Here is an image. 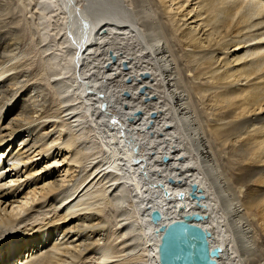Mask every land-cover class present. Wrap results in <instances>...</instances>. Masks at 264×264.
<instances>
[{"label": "bare ground", "instance_id": "6f19581e", "mask_svg": "<svg viewBox=\"0 0 264 264\" xmlns=\"http://www.w3.org/2000/svg\"><path fill=\"white\" fill-rule=\"evenodd\" d=\"M88 1L86 5L82 0L36 3L41 5V22H51L54 16L58 22L63 20L57 34L66 28L67 38L62 36V44H72L70 53L65 49L69 55L64 51L67 56L64 54L61 61L55 56L51 65L55 82L62 84L66 95L76 85V94L73 91L70 100L64 99L73 105L64 110L62 117L70 119V129L65 128L66 122L59 125L56 120L45 118L50 116L38 108L39 99L34 100L31 89H26L5 112L26 79L11 84V77L0 79V164L17 161L9 166L12 170L0 168V234L3 228L14 229L38 219L37 213L48 198L60 190H69L68 198L55 206L65 208V214L47 224H32L18 237L9 235L0 241V264H20L42 252L56 237L60 241L52 245L54 250L45 251V261L27 264H77L88 254H93L94 264H160V226L194 212L205 216L197 224L212 232L211 248H222L217 264H264V0H149L156 7L159 21L152 13L146 19L148 10L144 9L141 17L146 40L137 36L135 28L116 20L120 12L114 10L115 0ZM197 3L201 9L193 13ZM50 6L54 7L51 11ZM164 14L176 20L178 30L182 25L198 22H189L192 18L205 20L198 32L197 26L181 30L185 45L193 47L186 54H181L179 38H172ZM66 17L69 23L65 22ZM108 30L116 36L131 35L141 51L124 50L122 42L106 40ZM222 32L225 38L242 35L220 43L216 34ZM15 38L0 27V77L11 69L3 70L4 65L17 57L13 53ZM102 43L105 47L99 63L101 71L97 66L99 72L91 76V70H83L84 61L100 53L92 48ZM214 45L218 47L211 49ZM146 53L151 58L147 63L151 64L150 70L143 66L146 60L139 59L142 55L145 58ZM151 74L162 81L165 99L154 101L158 90L144 84ZM70 76L74 83L68 85L66 78ZM141 77L144 81L140 82ZM145 88L150 91L144 92ZM76 101L86 104L90 119L83 115L81 106H74ZM83 119L89 125L84 126ZM42 124H47L45 133L37 131ZM86 127L90 133L96 128L105 134L108 129L113 137L104 135L109 141L104 142L107 148L102 153L103 162L83 181L74 183L68 177L74 178L85 151L97 145H88L90 142L82 139ZM79 139L84 142L85 151L72 148ZM17 147L21 158L12 156ZM164 155L169 156L168 161L163 160ZM136 158L140 160L135 161ZM61 166H66L62 170L65 174H57ZM101 175L111 179L102 188H95L94 180ZM3 176L10 180L2 182ZM193 184L197 185L195 195ZM110 191L123 210L119 225L125 248L116 251L114 244L105 242L92 249L87 239L91 235L105 236L106 221L99 212ZM155 209L163 216L157 223L151 220ZM245 209L255 211L256 218L246 215ZM117 252L129 256L115 259L121 256Z\"/></svg>", "mask_w": 264, "mask_h": 264}, {"label": "rangeland", "instance_id": "374dc122", "mask_svg": "<svg viewBox=\"0 0 264 264\" xmlns=\"http://www.w3.org/2000/svg\"><path fill=\"white\" fill-rule=\"evenodd\" d=\"M37 1L38 0H0V9H2V10H0L1 11L0 27L6 33H8V35H10V37H16L15 39H17V41H16L17 46H15V48H14L15 51H13V53L17 54V57L14 60L12 59L11 61H8L7 62L8 65L7 64L4 65L5 67L2 68L3 70H5L6 68L7 69L11 68V69L6 71L5 73H7V74L4 76L2 75L0 77V79H4L6 77H11L10 80L8 79L10 81V84L15 83V81H17V79H20V78L26 79V81L24 82L25 83L24 87H22V89H20V91L17 93V95L14 97V99H12V101L7 105V107L5 108V112H7V110L11 106V104L14 101H16L17 98L19 96H21V94L26 89H31L33 91V93L31 90H29L28 94L32 93V95L35 96L34 100H36V101L39 99L38 101L40 103H37L36 105L37 106L39 105L38 108H41L43 110L41 112H43L44 115L50 116V117H45V118L46 119L52 118V120H56L57 123H59V125L66 122L68 125L66 124L65 128L68 130V129H70V124L68 123L70 121V119L66 120L67 118L63 119L62 117H63V115H65L64 110L67 109V107L71 106L72 104H71V101L69 104H67V102H65V100L66 99L70 100L71 98L69 99V96L70 97L74 96V93L76 92L75 91L76 85L74 84L75 87L72 88L74 93L72 91L71 93H69L70 95L69 94L66 95V93H64L62 84L58 83L59 81H57V84H56V82H55L56 79H54L55 76L52 72V67H53V63L56 60L55 56H57L58 60L61 61L62 57L65 58L67 55H69L68 53H70L72 51L71 50L72 47L70 46L71 43L66 44L65 46L62 44L63 38H65V37L67 38L66 28L63 30L61 35L58 36V34H57V32H60V29L62 28V26L60 25L61 22L63 23L62 19H59L60 21L58 22L56 16L51 17V18L49 16L51 22H49L47 19L44 22H41L40 16L38 13L41 5H37L36 4V3H38ZM82 1L85 3V5L89 3L88 0H82ZM112 1L114 2V0H112ZM143 1H145V2L143 3ZM194 2L195 1H193L192 3H194ZM151 4L152 3L149 2V0L148 1H146V0H115V3H113L114 10L116 12H120V13H117L118 16H117L116 20L122 21L123 22L122 24H125L126 26L131 27V29L135 28L137 31V36L143 40H146L145 35H144V28H145V23L143 22L144 18L141 17L142 13L145 12L144 9L148 10L145 12L146 19L152 13L153 16L156 15V20L159 21V18L157 17L158 16L157 11L155 9L156 7H154V5L151 6ZM157 6L159 7L160 5L158 4ZM53 8H54L53 6H50L49 10L51 11V9H53ZM159 8L162 11V7H159ZM200 9H201V7H200L199 3L195 4V10L193 11V13L199 12ZM61 13H62L61 16L64 17V11H62ZM162 13H163V11H162ZM66 18H68V17H66ZM68 19H65L66 23H67V21L69 23L70 19L69 20ZM164 20H166V23H168V25L170 27L172 38L173 37H174V39L176 37L179 38V42L181 43V46H180L181 47V54H183V55L187 50L193 49V47L192 46L187 47L188 45H185L186 41L184 39H182L185 37H183V33H181L182 32L181 30H184L185 28L190 27V26H192V27L197 26L195 29L198 32V30H200V28L205 25V20H200V18H195V19L192 18L189 20V22H191L193 20H197L198 22H192L188 26H187V24L182 25L181 26L182 29L178 30V24H177L176 20L174 18H172L171 15L164 14ZM49 24H51V25L49 26ZM181 24L182 23L180 22L179 25H181ZM75 29L77 30V28H75ZM72 30L74 32L76 31L74 29H72ZM209 31H211V30H209ZM209 31H207L206 34ZM109 33H111L110 30H108V34H107V36L109 38H107L106 40L111 41L112 39H115V41L117 40L118 43L122 42L121 45L124 46V48L126 47L124 50H126L127 48L128 49L131 48V50L133 49L134 51H139V50L141 51V49H140L141 47H139V48L136 47L137 43H135V40H132V37H130L131 35H125L124 36V34H121V35H123L121 37V35H119V34L116 36L115 33H114V35H112V33L111 34H109ZM201 34H199V35H201ZM206 34L202 35V38H205ZM64 35H66V36L62 38V36H64ZM173 35H175V36H173ZM241 35H242V33L234 34V35L226 36V38H225V33L222 32L221 34L220 33L216 34V37H217V40L220 39L219 41H220V43H222V42L227 41V39H228V41L232 40V39L235 40V37L239 38ZM111 36H112V38H111ZM46 37H47V39H44ZM115 37H117V38L120 37L119 39H121V40L119 41V39H116ZM60 39H61V41H60ZM122 39H125V40H122ZM143 42H145V41H143ZM60 43H61V45H60ZM213 43H214V41L212 42V44ZM205 44L207 45V43H205ZM102 45H100V46H102L101 48L99 45H97L96 47L94 46V48H92V49H94L95 52L101 50L100 53L97 52L95 54V56L98 57V60L94 56V58L88 59L89 58L88 57L87 58L88 60L84 61L86 63L83 67V70H84V72L87 70H91L92 72L89 71V73H91V76H92V74H93V76H95V74H97L99 72V69H100L99 63L104 58V54H102L101 52H103L102 50L105 46L103 43H102ZM64 47H66V48H64ZM210 47L211 46L207 47V49H209ZM217 47H218V45H216V46L214 45L211 49L217 48ZM98 48H100V49L98 50ZM65 49L70 50V51H68V53H67V51H65ZM233 49L234 48H231L230 50L233 51ZM64 51L66 52L67 55L65 54ZM98 53L100 55H98ZM230 53H232V52H230ZM146 55H147V53L145 54V58L143 57L144 55H142V57L140 56L141 58H139V59L140 60H146V64L143 66L146 68L149 67L146 70H150L151 64H149L150 66H148L147 63L151 60V58L146 57ZM150 56L154 57L151 54H150ZM94 62L95 63L97 62V63L95 64ZM116 63H117V59H116ZM86 64L89 67H87ZM94 64L96 66H94ZM51 65H52V67H51ZM97 66L99 67V69H97L98 68ZM53 71L56 72L57 69L53 68ZM71 71H72V73H74V70H71ZM100 71H101V69H100ZM145 78H147V76ZM155 78H156V75L151 74L147 78V79H149L148 82L146 80L144 84L151 85L150 89H157L158 90L156 97L154 98V101H157V99L162 100V98L165 99L163 97L164 95H162V93L165 92V88L163 87V83L160 79H158V78L155 79ZM66 79H68L67 80L68 85H70V82L74 83V82H72V80L74 81L72 76H70ZM140 79H141L140 82L144 81V79L142 77ZM156 80H159V81H156ZM192 80L195 82L197 81L196 79L194 80V78ZM130 82H132V80ZM153 82H154L155 86L157 85V87L152 85ZM60 84H61L62 88L59 87ZM57 87H59V90ZM14 88H16V87H14ZM60 88H61V91H60ZM146 89L147 88H145L144 92L150 91V89H148V90H146ZM139 93L141 94V92H139ZM61 95H62L63 99H62ZM62 100H64V101H62ZM61 101L63 102V104H61ZM76 103L77 104H75L74 106H78V105L81 106V108L84 109V110L82 109V112L84 111L83 115H87V117L90 119L91 111H89L86 104L85 103L82 104L80 101H76ZM71 107H73V105ZM85 111H87V112H85ZM41 112H39L38 115ZM88 114H89V116H88ZM159 115H156V116L158 117ZM83 122H84L83 123L84 126L86 124H88L86 119H83ZM35 123H37V122H35ZM45 125H47V124L40 125V127H38L37 131H39L40 133H45L46 132ZM87 129H88V127L83 129L84 130L83 134L84 133L85 134H84L82 139L89 141L90 144H88V145H91L92 142H96L97 145H96L95 149L85 151V149L82 147V145H85V144H84V142H81L82 139H79L78 140L79 142L78 141H77V143L75 142V145L72 146V148L75 150H77L80 147L81 149H84V151L86 153L85 155H83L82 159H80L81 160L80 164L75 169L77 171L74 172V174H73L74 178L72 179L71 176L68 177V180L71 179L72 181H74V183H80V181H83L86 177H88L91 174V172L95 169L96 166H98L99 164H101L103 162V154L102 153H104V151L107 148L106 144L104 145V142L105 143L108 142L109 139H111L113 137L111 133H108V129L106 132L103 130V132H105V134L102 133V131H100L98 129L96 131V128H95V131L93 130L94 132L92 131L91 133ZM1 131H3V119L0 121V132ZM161 132L162 131H158L159 134ZM104 135L105 136L107 135L106 137L109 138L107 141H105L107 138H105ZM18 148L19 147L15 148L14 153H13L14 155H12L15 158L18 157L17 156L18 155ZM100 150H102V151H100ZM0 155H1V153H0ZM18 158H21V157L19 156ZM14 162H17L16 159H13V160L6 162L5 165H3V163H1L0 168L2 167L3 170H5V166H6V169L12 170V168L10 169L9 166L12 165V163H14ZM65 162L66 161H64V163ZM64 163L62 162L61 164L63 165ZM65 168H66V166H64V167L61 166V172H58L57 174H61V173L63 174L65 171L62 172V170ZM14 172L15 171H12L11 174L13 175ZM8 179L10 180L9 176H3L1 181L4 182L5 180L7 181ZM90 179H92V178H90ZM110 179L111 178L109 176H103L102 177V175H101V177H98L94 180L95 188H102L103 185L105 186L106 183ZM72 181L69 184L70 186L73 184ZM5 188H8V186H6ZM67 192H69V190H67L65 192L63 191L62 193L60 190L56 194L52 195L51 198H48V200L42 205L43 207L40 208L39 212L37 213L38 219L36 218V220L33 219V220L26 221L24 224L22 223L19 226L16 225L17 228L15 227L14 229H11L9 227L3 228V230H2L3 232L0 234L1 235L0 241L1 242L4 241L6 239V237H8L9 235H13V237L14 236L18 237V234H20L25 229H27V228L29 229V227H32V224L33 225H37V224L43 225V223L47 224L49 222L55 221L54 218L56 219L57 217H59V215L61 216L63 213L65 214V212H64L65 208L64 209L63 208L58 209V208H55V206H57V202H61V200H63V199L66 200V198H65L66 196L68 198L69 193L67 195ZM109 194H110V196L108 198H106L104 204H102V210H101V212H99V215H102L104 217V220L106 221V223H105L106 231H104L105 236L104 237H102V236L93 237L94 235H91L90 236L91 238H88L87 242L91 244L90 248L92 247V249L94 247L102 245L105 242H111L112 244H114V248L116 249V251L117 250L119 251L123 247L125 248V245H123V243L121 241L122 240L121 235H122L123 229H122V226L119 225V219L121 218L120 213L123 212V210H122V208H119L117 206V199H114V196L112 195V191H110ZM76 201H77V199L74 201V203ZM126 208L132 209L131 206H127ZM246 210L247 209H245L244 211L246 212ZM254 212L255 211H249V209H248V212H246L247 213L246 215H248L250 218L251 217L256 218V212L255 213ZM37 226H36V228H37ZM30 233L31 234L34 233V230H31ZM19 236H21V235H19ZM97 238H100L101 240H98ZM12 241H15V240H12ZM59 241H60V239L57 240V237H56V240L54 238V240L50 242V245L47 246L45 249H43L42 252H37L36 254H33L32 256L28 257L26 260L23 259L24 261H22L20 264H27V263H29L31 261H35V260H37L38 263L39 262L42 263L47 258V255H46L47 253L45 251H49L51 249L54 250L52 245L55 242H59ZM232 244L234 245V242ZM50 246H52V247H50ZM88 250L90 251V249H88ZM124 254H121V252H117V255H121V256L116 257L115 259L123 260L129 256V255L125 256ZM44 256H46V257H44ZM87 256H89V257H87ZM92 257H93V254H88L83 258V260H81L77 264H81V262H86L87 264H94L95 259ZM86 258H87V260H86ZM234 263L236 264L237 261H234Z\"/></svg>", "mask_w": 264, "mask_h": 264}, {"label": "water", "instance_id": "95a60500", "mask_svg": "<svg viewBox=\"0 0 264 264\" xmlns=\"http://www.w3.org/2000/svg\"><path fill=\"white\" fill-rule=\"evenodd\" d=\"M85 27L88 22L85 20ZM106 108V103L102 104ZM140 160L136 158L135 161ZM164 161L169 160L168 155H164ZM193 195L197 190V185H192ZM166 193H168L166 191ZM184 193L180 194V197ZM204 215L198 212L187 213L182 219L170 224H162L160 231L163 233L159 244L160 264H217L216 257L221 253L222 248L216 246L211 248L210 237L212 232L203 228L198 221L204 219ZM162 213L155 209L151 212V220L155 223L162 220Z\"/></svg>", "mask_w": 264, "mask_h": 264}]
</instances>
